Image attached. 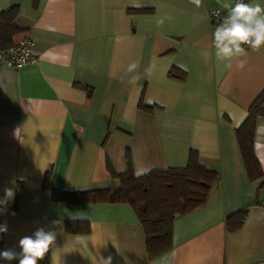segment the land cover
Here are the masks:
<instances>
[{
	"label": "crops",
	"instance_id": "0c3cea01",
	"mask_svg": "<svg viewBox=\"0 0 264 264\" xmlns=\"http://www.w3.org/2000/svg\"><path fill=\"white\" fill-rule=\"evenodd\" d=\"M221 2L0 0V14L18 8L24 32L13 45L28 37L38 57L0 67V199L15 192L0 214V252H20L19 240L44 228L56 240L38 264H264V180L247 177L235 135L264 91V48L247 49L231 68L215 58L208 11ZM165 15L172 19L158 26ZM191 151L219 180L204 205L174 219L171 247L155 258L128 204L52 200L54 191H113L114 175L127 171L186 167ZM253 151L264 173V117ZM243 211L242 227L228 231ZM67 222L89 232L69 234Z\"/></svg>",
	"mask_w": 264,
	"mask_h": 264
},
{
	"label": "trees",
	"instance_id": "16d2710c",
	"mask_svg": "<svg viewBox=\"0 0 264 264\" xmlns=\"http://www.w3.org/2000/svg\"><path fill=\"white\" fill-rule=\"evenodd\" d=\"M18 8L11 7L0 14V51L13 46V38L24 32L17 24ZM173 76V72L170 73ZM143 110L147 108L142 107ZM264 117V91L248 109V116L235 131L245 172L251 182L264 180L260 165L254 155L253 142L256 120ZM119 180V188L96 192L54 191L52 200L68 206L89 203L128 204L141 223L147 254L155 258L171 247L172 224L175 216H182L201 207L208 199L219 175L199 163L196 152L191 151L186 167L152 171L135 176L131 171L114 175ZM48 174L43 185L47 186ZM264 187V183L261 184ZM246 212L232 215L227 221L230 232L240 229ZM65 231L69 234H87L86 222H67ZM3 234L0 232V250Z\"/></svg>",
	"mask_w": 264,
	"mask_h": 264
},
{
	"label": "clouds",
	"instance_id": "9594fccd",
	"mask_svg": "<svg viewBox=\"0 0 264 264\" xmlns=\"http://www.w3.org/2000/svg\"><path fill=\"white\" fill-rule=\"evenodd\" d=\"M197 8L201 6L202 0H190ZM222 11H226L220 22L216 25L212 33L215 58L224 63L225 67L231 68L235 60L246 54L247 49L260 50L264 48V7L256 0H222L220 9L216 15L220 16ZM171 15H165L157 20V25L161 26L165 20H171ZM240 67L244 66V61H240ZM137 65L132 63L128 71L135 70ZM15 183V181H13ZM5 196L0 199V214L4 213L7 205L14 199L13 188L4 190ZM14 215V213H13ZM87 214H74V220H82ZM58 222L53 221V225ZM0 232H7V225H0ZM56 240L55 231H46L44 228L37 229L32 236H25L19 240L20 252L14 250H4L0 252V259L6 261L18 260L19 264H38L42 261L50 249L54 247ZM78 242L86 245V238L79 237ZM55 256V251L52 253ZM55 264V261H53ZM99 264H112L111 257L101 258Z\"/></svg>",
	"mask_w": 264,
	"mask_h": 264
},
{
	"label": "built area",
	"instance_id": "2783aa9c",
	"mask_svg": "<svg viewBox=\"0 0 264 264\" xmlns=\"http://www.w3.org/2000/svg\"><path fill=\"white\" fill-rule=\"evenodd\" d=\"M249 0H245L247 3ZM218 9L213 8L208 11V19L216 27L226 11H222L220 16L215 13ZM38 60L34 52V42L28 37H24L19 43L14 44L7 50L0 51V67L20 69L24 66L35 63Z\"/></svg>",
	"mask_w": 264,
	"mask_h": 264
},
{
	"label": "water",
	"instance_id": "95a60500",
	"mask_svg": "<svg viewBox=\"0 0 264 264\" xmlns=\"http://www.w3.org/2000/svg\"><path fill=\"white\" fill-rule=\"evenodd\" d=\"M179 216L177 215V216H175V219H177Z\"/></svg>",
	"mask_w": 264,
	"mask_h": 264
}]
</instances>
